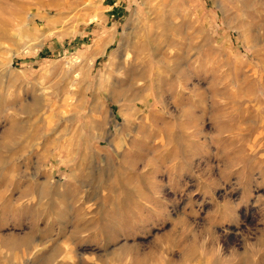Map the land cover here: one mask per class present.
Returning <instances> with one entry per match:
<instances>
[{"label":"rangeland","instance_id":"374dc122","mask_svg":"<svg viewBox=\"0 0 264 264\" xmlns=\"http://www.w3.org/2000/svg\"><path fill=\"white\" fill-rule=\"evenodd\" d=\"M263 148L264 0H0V264H264Z\"/></svg>","mask_w":264,"mask_h":264},{"label":"bare ground","instance_id":"6f19581e","mask_svg":"<svg viewBox=\"0 0 264 264\" xmlns=\"http://www.w3.org/2000/svg\"><path fill=\"white\" fill-rule=\"evenodd\" d=\"M245 113V112H244ZM245 116V115H244ZM255 132V131H254ZM252 133V132H251ZM252 135V134H251ZM261 139V138H260ZM252 140V139H251ZM262 141V140H261ZM257 142V141H256ZM242 143V142H241ZM250 143V142H249ZM246 144V143H245ZM253 144V143H252ZM258 144V143H257ZM249 145V144H248ZM239 146V145H238ZM243 146V145H242ZM237 147V146H236ZM240 147H241V145H240ZM244 147V146H243ZM242 147V148H243ZM254 147V146H253ZM232 148H235V147H232ZM237 148H239V147H237ZM252 148V145H251V147H250V151H251V153H252V151L254 150V149H251ZM258 148V147H257ZM241 149V148H240ZM239 150V149H238ZM263 150H264V148H263ZM240 151H244V153H247L246 151H247V148H244V149H242V150H240ZM249 151V150H248ZM240 154H241V152H240ZM253 154V153H252ZM261 154V153H260ZM245 156V155H244ZM243 156V157H244ZM247 156V155H246ZM238 157V156H237ZM239 158V157H238ZM245 158V157H244ZM243 158V159H244ZM262 158V157H261ZM233 160H236V159H233ZM237 161H238V159H237ZM252 161V158L250 157V156H248V157H246L245 158V160H244V162H246L247 163V168H248V166L250 167V163H252L251 162ZM253 161H254V158H253ZM231 162V161H230ZM262 163V162H261ZM229 165V164H228ZM254 165V164H253ZM252 165V166H253ZM230 166V165H229ZM244 167H246V164L245 165H243ZM228 167V166H227ZM253 169H254V167H253ZM261 174V173H260ZM244 176V175H243ZM251 180V179H250Z\"/></svg>","mask_w":264,"mask_h":264}]
</instances>
